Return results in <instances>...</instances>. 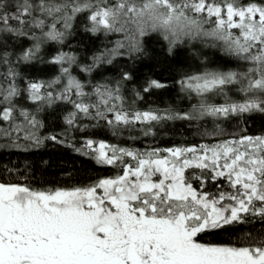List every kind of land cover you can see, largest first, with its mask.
<instances>
[{
	"label": "snow or ice",
	"instance_id": "1",
	"mask_svg": "<svg viewBox=\"0 0 264 264\" xmlns=\"http://www.w3.org/2000/svg\"><path fill=\"white\" fill-rule=\"evenodd\" d=\"M11 150L0 264H264V0H0Z\"/></svg>",
	"mask_w": 264,
	"mask_h": 264
},
{
	"label": "trees",
	"instance_id": "2",
	"mask_svg": "<svg viewBox=\"0 0 264 264\" xmlns=\"http://www.w3.org/2000/svg\"><path fill=\"white\" fill-rule=\"evenodd\" d=\"M41 70L44 71L43 66H41ZM163 98H171L170 94H164ZM179 129V126H177ZM102 136H106L107 138H111V134L107 133L106 131L101 132ZM127 133H125V137ZM175 140L180 139L179 131L174 135ZM173 142L172 139L165 137L161 140L162 145H167ZM144 145V141L138 142L137 146L142 147ZM41 155L44 156L45 159L50 160V168L48 171L49 178L51 179H63L64 173L66 170H73V169H81L83 165H89L90 162L85 161L82 157L74 156L70 151L61 148L59 146L53 147L49 146L46 149H42L40 152ZM33 155L29 153L19 152L17 150L11 151H0V165L8 163L10 160L13 162L19 163L23 166V161L25 159H33ZM97 171H103L102 169L96 168Z\"/></svg>",
	"mask_w": 264,
	"mask_h": 264
}]
</instances>
